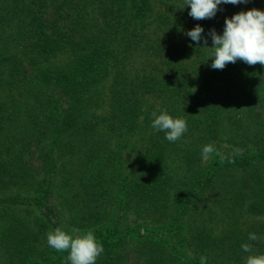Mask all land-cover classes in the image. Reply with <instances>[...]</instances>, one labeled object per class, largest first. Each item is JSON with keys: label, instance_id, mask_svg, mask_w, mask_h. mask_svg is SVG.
<instances>
[{"label": "trees", "instance_id": "16d2710c", "mask_svg": "<svg viewBox=\"0 0 264 264\" xmlns=\"http://www.w3.org/2000/svg\"><path fill=\"white\" fill-rule=\"evenodd\" d=\"M252 8L264 0L201 20L184 0H0V264H63L56 227L93 230L95 264L264 253V66L213 69L184 34ZM158 108L187 121L177 141L152 129Z\"/></svg>", "mask_w": 264, "mask_h": 264}, {"label": "clouds", "instance_id": "9594fccd", "mask_svg": "<svg viewBox=\"0 0 264 264\" xmlns=\"http://www.w3.org/2000/svg\"><path fill=\"white\" fill-rule=\"evenodd\" d=\"M247 0H184L188 7V16L194 20L213 18L219 6L237 5ZM192 42L203 45L201 48H211L209 53L213 69H223L228 62L240 60L248 65L259 62L264 66V10L252 8L247 11L234 13L230 18H224L221 33L212 28L205 32L202 25L196 24L184 33ZM209 40L211 47H207ZM208 58V59H209ZM153 130L164 133V139L169 142L177 141L187 132V121L183 116H173L166 108H158L152 113ZM219 152L212 144H206L201 149V158L207 160L212 153ZM76 233V234H74ZM256 233H248L249 241L260 239ZM47 244L57 252H67L63 264H95L103 254V244L96 238L93 230L66 231L56 227L46 234ZM241 250L251 251L249 243H242ZM201 264H206V258H201ZM245 264H264V253L249 255Z\"/></svg>", "mask_w": 264, "mask_h": 264}]
</instances>
